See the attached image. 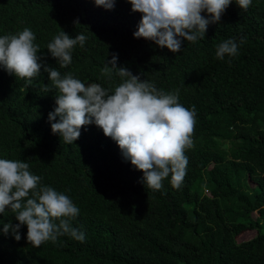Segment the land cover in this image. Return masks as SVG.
Segmentation results:
<instances>
[{
    "label": "trees",
    "instance_id": "obj_1",
    "mask_svg": "<svg viewBox=\"0 0 264 264\" xmlns=\"http://www.w3.org/2000/svg\"><path fill=\"white\" fill-rule=\"evenodd\" d=\"M141 19L128 0L111 10L95 0H0V36L30 28L37 54L62 75L111 92L121 78L101 69L117 54L118 67L179 90V102L196 108L182 186L169 176L152 190L94 123L71 144L53 134L58 90L48 73L21 79L0 66V158L29 163L41 184L69 196L80 209L70 223L85 234L84 242L65 234L33 247L27 225L19 241L4 233L19 223L8 209L0 213V264H264V0L247 10L232 0L204 38L183 40L178 53L136 39ZM61 31L87 37L66 68L47 50ZM230 38L238 54L218 59L217 46ZM246 231L257 235L239 242Z\"/></svg>",
    "mask_w": 264,
    "mask_h": 264
},
{
    "label": "clouds",
    "instance_id": "obj_2",
    "mask_svg": "<svg viewBox=\"0 0 264 264\" xmlns=\"http://www.w3.org/2000/svg\"><path fill=\"white\" fill-rule=\"evenodd\" d=\"M128 2L133 12L142 14L134 37L178 53L183 40L195 43L204 38L209 24L221 20L232 0ZM115 3L116 0H95L97 6L109 10ZM236 3L247 10L252 0H236ZM205 12L207 18L202 15ZM74 23L79 24V21ZM35 39V34L27 27L17 34L0 36V66L21 79H31L42 69L48 73L58 90L56 107L49 113L53 134H59L62 142L71 144L81 136L82 127L94 123L118 144L125 159L143 172L147 188L160 190L169 176L171 185L180 188L189 162L185 150L193 145L195 106L189 109L181 104L179 90L157 89L153 82L141 80L126 67H118L117 54L101 69L109 79L113 74L121 78L122 82L111 92L98 83L86 85L71 72L62 75L37 54L40 46L34 43ZM86 39L83 33L72 38L61 31L47 45V50L61 68H66L72 62L74 47L77 44L83 47ZM243 42L241 37L240 43ZM238 47L234 38L226 39L217 46L216 57L223 60L226 55L236 56ZM41 180L30 171L29 163L0 158V213L10 209L19 221L15 225L5 224L4 233L11 229L19 241L20 228L27 225V241L37 248L48 241L56 243L58 237L65 234L84 242V232L70 223L80 209L69 196L41 184Z\"/></svg>",
    "mask_w": 264,
    "mask_h": 264
},
{
    "label": "rangeland",
    "instance_id": "obj_3",
    "mask_svg": "<svg viewBox=\"0 0 264 264\" xmlns=\"http://www.w3.org/2000/svg\"><path fill=\"white\" fill-rule=\"evenodd\" d=\"M206 194H209L206 192ZM257 235L256 231H246L239 237V242H244L253 239Z\"/></svg>",
    "mask_w": 264,
    "mask_h": 264
}]
</instances>
